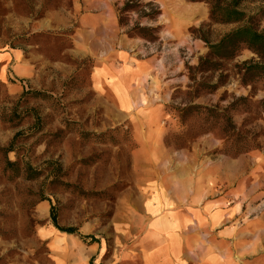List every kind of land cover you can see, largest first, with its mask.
Segmentation results:
<instances>
[{
	"label": "rangeland",
	"instance_id": "obj_1",
	"mask_svg": "<svg viewBox=\"0 0 264 264\" xmlns=\"http://www.w3.org/2000/svg\"><path fill=\"white\" fill-rule=\"evenodd\" d=\"M153 1L156 42L126 34L118 0H0V264H153L161 234L195 264H264V77L245 75L262 60L209 58L264 34V1L240 22ZM226 114L253 150L227 153Z\"/></svg>",
	"mask_w": 264,
	"mask_h": 264
},
{
	"label": "trees",
	"instance_id": "obj_2",
	"mask_svg": "<svg viewBox=\"0 0 264 264\" xmlns=\"http://www.w3.org/2000/svg\"><path fill=\"white\" fill-rule=\"evenodd\" d=\"M197 1V0H191ZM211 6V18L225 22H240L245 13L239 10V2L241 0H204ZM264 1V0H263ZM120 6L117 8V17L120 26L126 27V34L129 36H140L150 42L158 41L157 34L159 28L142 26L141 21L148 23H155L161 15V10L155 1L147 0H118ZM131 21H134L131 23ZM242 49H251L259 56L262 63L249 66L245 75L252 74L253 76L264 77V34L259 33L250 25H246L231 34L222 38L217 44L210 46L209 58L232 59ZM206 63V62H205ZM204 63H201V68ZM200 67V66H199ZM207 70V69H205ZM215 72V71H213ZM244 102V99H239L237 102ZM192 110L198 112H205L210 116H217L218 110L215 107H201L194 108L192 106L181 109V120L184 115ZM223 118V133L226 137V143H231L230 149L227 153L238 156L248 153L254 147L240 132H238L232 123L229 115H222ZM184 122V121H183ZM246 139V140H245ZM234 141L238 144H234ZM6 152L13 151V144L11 143L6 149ZM62 231L73 232L72 230Z\"/></svg>",
	"mask_w": 264,
	"mask_h": 264
},
{
	"label": "crops",
	"instance_id": "obj_3",
	"mask_svg": "<svg viewBox=\"0 0 264 264\" xmlns=\"http://www.w3.org/2000/svg\"><path fill=\"white\" fill-rule=\"evenodd\" d=\"M8 58H12V54L1 53L0 54V65L4 63ZM18 53L13 54L12 61L20 60ZM21 72H25L23 65H19L18 69ZM118 99L120 103L123 101V94L118 91ZM161 243L159 244L156 251L149 256L148 262L153 264H195V260L188 255L187 249L181 245V241L174 235L161 234ZM203 261L201 264H205Z\"/></svg>",
	"mask_w": 264,
	"mask_h": 264
}]
</instances>
